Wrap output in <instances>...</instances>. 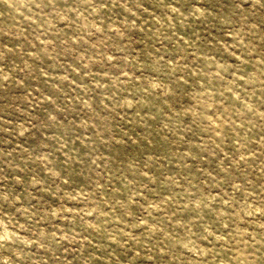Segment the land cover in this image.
Masks as SVG:
<instances>
[{"label":"rangeland","instance_id":"rangeland-1","mask_svg":"<svg viewBox=\"0 0 264 264\" xmlns=\"http://www.w3.org/2000/svg\"><path fill=\"white\" fill-rule=\"evenodd\" d=\"M0 264H264V0H0Z\"/></svg>","mask_w":264,"mask_h":264}]
</instances>
